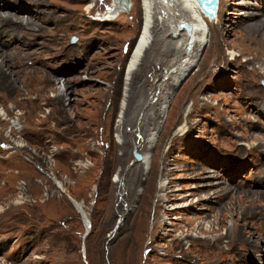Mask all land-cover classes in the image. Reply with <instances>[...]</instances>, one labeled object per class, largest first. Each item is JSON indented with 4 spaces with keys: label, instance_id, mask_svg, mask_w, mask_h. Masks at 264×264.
Segmentation results:
<instances>
[{
    "label": "rangeland",
    "instance_id": "1",
    "mask_svg": "<svg viewBox=\"0 0 264 264\" xmlns=\"http://www.w3.org/2000/svg\"><path fill=\"white\" fill-rule=\"evenodd\" d=\"M39 1V6L32 0L0 1L4 4L1 12L21 4L36 5L43 11L42 18L35 19L41 30H36L35 24L24 29L32 34L23 37L26 44L21 50L28 53L21 56L26 57L24 62L15 63L10 56L0 58V191H4L0 206L14 214L7 222L17 219L11 227L5 222L0 230V257L8 253L19 258L10 259L9 264H198L195 253L192 257L181 255L178 247L167 252L174 236L191 225L174 223L180 220L179 209L164 214L162 206H157V194L162 191L154 186L170 179L171 188L195 193L187 199L195 202L204 190L223 193V202L231 207L226 205L222 213L226 221L219 233L237 220L245 225L240 221L242 213L263 211L264 102L242 94V73L229 54L237 51L236 47L226 45L229 61L212 68L214 51L208 44L198 58L204 65L197 64L173 90L155 140L157 144L162 136L161 145L147 151L150 163L153 159L157 163L149 195L144 192L148 174L142 170L143 163L136 161L135 150L143 157L147 149L142 141L160 118L154 117L148 130L139 123L146 110L153 115L151 108L156 105L149 93L160 86L164 93L171 88V61L179 54L168 55L164 50L160 54L162 45L151 42L153 46L129 85L130 119L125 128L135 136L131 135L133 144L125 145L126 149L119 111L124 67L142 23L141 0H129L131 6L124 10H114V0ZM249 1L258 2L256 8L263 5L259 0ZM242 3L236 0L239 12H243ZM88 4H92L89 10ZM233 19L226 21L229 39L245 24ZM161 34L154 32V39L165 36ZM73 35L75 40H71ZM20 37L5 36L10 44L3 50L12 54ZM245 57L240 56L242 60ZM30 72L51 74L68 84L74 90L73 98L61 105L47 102L56 94L55 85L49 83L45 92L25 90L20 94L18 88L26 89ZM260 86L264 88V77ZM157 103L156 112L162 102ZM10 105L13 109L8 112ZM23 112L31 113L29 128L23 135L9 134L11 120ZM14 141L26 144L28 150L15 147ZM29 149L40 157L34 159V168L20 164L33 153ZM26 171L33 173L34 187L25 185ZM22 186L25 190L21 192ZM32 214L38 223L34 232L28 230L26 221ZM259 218L245 225L255 235L258 252L237 264H264V239L259 238L258 229V224L264 223V213ZM191 246L189 240L184 241V249Z\"/></svg>",
    "mask_w": 264,
    "mask_h": 264
},
{
    "label": "bare ground",
    "instance_id": "2",
    "mask_svg": "<svg viewBox=\"0 0 264 264\" xmlns=\"http://www.w3.org/2000/svg\"><path fill=\"white\" fill-rule=\"evenodd\" d=\"M16 1L23 3L24 0ZM32 1H34L33 3H35L37 6H39L41 2L39 0ZM125 1L126 0H118V2L123 3ZM241 1L243 2L241 5V9H243V12H239V10L235 7L236 0H218L217 14L213 17H210L201 8L198 0H141L142 23L138 36L127 58L123 73L124 93L119 111L121 117L119 120H122V127L121 124H118V126L122 128L121 131L122 135L124 136L123 146L129 144L132 145L133 139L131 140V135H134L133 132H130V134L125 128V123L130 119L129 115L127 114L129 100L128 98L130 96L129 85L131 84L135 74L140 70L141 65L144 63V57L146 56L147 51L150 50L151 46H153L151 45V42H159L162 45V47L159 49L160 54L164 53L161 52L162 50H164L167 54H170L171 52H177L179 54L176 60L173 59L171 61L172 64L170 68L173 67L171 72L172 74H174L171 88H169V90L164 93V90H162L160 86V89L157 88L155 92L152 91L151 93H149V97L153 94L150 100L151 103L153 102V104L155 103V105L157 106V101H159V104L161 101L162 103L165 102V104L162 105L161 103L160 107L158 108V112H156V106L152 107L151 109L154 111H152L153 115L149 112V110H146L147 112L143 115L139 123L140 126L142 124L144 128L147 125L146 130H148V127L150 126L151 121L154 119V117L159 116L160 118L159 122L156 123L152 128L150 136L147 139L144 138V140L142 141V145L147 149L146 152H144L145 154L143 153V157L141 158H137L135 156L136 161H140L143 163L142 170L146 171V173L148 174L146 177L147 185H145L146 189L144 191L146 194H151L150 187L154 186L152 179L156 178L157 172V163L155 162V159L152 160V164L150 163V156L149 152L147 153V151H149L151 147H159L161 145L160 141L163 138L161 135V138L157 142V144L155 143V140L157 138V133L160 132L162 125L161 123L165 118V115L167 114L166 102H169L173 90L175 91V87L178 86V84L182 81L187 73H189L197 64L202 63V65H204V61L202 59L198 60V58L201 51L205 47H207L208 44L214 51L211 62L209 64V66L212 68L219 62L229 61L227 53L224 51L226 45L232 44L234 47H236L235 49H237V51H230L229 54L230 60L235 62L237 67H239L240 72L242 73L240 76L241 83H239L242 94L251 99L261 100L262 103L264 102V88L260 86V80L264 77V0H259L263 4L262 6H260V8H256L258 2L255 3L249 0ZM129 2L131 5V1ZM36 5H34L35 7L31 6L33 9L29 5L21 4V6H12L11 11H0L1 59L5 60L4 56H10L17 60L15 63L24 62L26 57L22 58L21 56H27L28 53L21 50V46L26 44V41L23 37L25 35H32L24 29H27L35 24V19L39 20V18H42L41 14L43 11L38 10L36 8ZM91 6L92 4H88L87 9L89 10ZM0 9H4V4L1 2ZM124 9L125 8H123V10ZM110 11L111 9L108 12ZM44 14H46V12ZM114 16H116V14ZM231 18H235L233 19V21L237 19L236 23L238 24L243 25V23H245L240 28L239 33L236 34L233 39H229L231 32L230 34L226 32L228 29V24H226V21ZM184 21L190 23L191 29H188L186 26H180V24ZM35 28L36 30H41V26L38 24H35ZM207 30H210V36H208ZM154 32L160 34L161 32H163L165 36L157 37L154 39ZM10 33L18 35L21 34V37L18 38L19 40L15 42L17 43L14 47V49L16 50L13 51L12 54L3 50V47L10 44V42H6L3 38ZM174 36H177L178 39L174 40ZM241 54L246 55L247 57L242 60L240 58ZM170 68H168V70H170ZM211 71H214V69H210L209 72ZM26 78V89L22 86L18 88L19 93L22 95L25 94V90H29L30 92H33L34 90L37 92H45V84L49 83L50 85H55L54 87L56 90V94H53L54 96L52 98L48 97L46 99L48 100L47 102H50L52 104L59 103V105H61V103H64L66 100H68L69 103L73 98H71V94L74 90L71 88V86L66 83H60V81L56 78H53L51 74L49 75L46 73L45 75L38 76L37 73L33 74L32 72H30ZM56 80L59 81L58 83L60 84V86L56 85ZM67 83L70 82L67 81ZM38 84H40L41 86H36ZM35 99L37 100L38 97ZM154 99H156L155 102ZM262 108L264 109V103ZM12 109L13 106L10 105L7 108V111H12ZM30 120L31 113L23 112L21 114H18L17 117H14L13 120H11L12 129L10 130L9 134H12L14 136L16 134L23 135L22 133H24V131L29 128L28 121ZM134 121H136V118ZM139 124H137V126ZM144 128L142 130H144ZM40 133H42L41 135L43 136V132ZM0 134L2 135V132H0ZM134 141L137 145L138 140L136 137H134ZM138 144L141 145V141H139ZM14 145L15 147H20L21 149L28 150L27 145L23 144L21 141H14ZM33 149L29 150L32 151ZM32 152V154H28L27 159L22 158L20 160L21 165H26L29 168H34V159L40 157L36 152ZM127 154L128 153L125 152L124 157ZM116 159L124 160L123 158ZM260 169L262 172V177H264V166H262ZM26 176L28 179L25 185H32V187H34L33 173L30 171H26ZM206 177L207 176L201 177V179L204 180ZM170 181V179L169 181L163 180L158 185L155 184L154 187L164 192V194H162V192L157 194V206H162L164 214H169L172 209L181 210L180 216H177V218H179L180 220L174 223H177L178 225H191V227L187 229V231H179L174 236L172 245H167V252L173 253L176 250V247H178L180 249L179 252L181 253V255H191L192 257L193 253H195V261H197L198 264H237L236 262L238 260H243V262H245L249 256L253 257L257 254L258 250L256 248L257 242L254 239L255 235L247 231L245 225L249 226L252 221L260 220L259 215L264 213V202L262 205L263 211L260 212L254 209L249 213L247 212L248 214L242 213L240 215V221H243L245 225L239 223L237 220L234 221L230 226L226 227L225 231L219 233L220 225L226 221L225 218H223L222 213L224 210H226V205L229 208L231 207L228 202H223V193H210L208 190H204L205 192L203 194H200L201 198H199L197 202H195L196 200L187 201V199H189V197L191 195H194L195 193L192 192V194L191 192H179V188H171V184H169ZM202 187H206V183H203ZM262 187L263 189H261L260 191L264 195V180L262 181ZM20 189L21 192L25 190L24 186H22ZM3 194L4 191H0L1 200ZM178 198L184 199L185 201H177ZM13 202H15L16 204L21 203L19 201ZM171 203L175 204L172 205ZM231 211L233 212L234 209L232 208ZM189 213H192V215H190ZM13 215L14 214L12 212H6L5 209L0 206V230L7 223L11 227V224H13V222L17 219H14L11 222H7V220L9 218H13ZM248 217L249 219H247ZM26 221L28 222V230L30 232H34L36 229V225L38 224L36 215H30L28 218H26ZM258 229L260 232L259 238L263 240L264 223L258 224ZM186 240H189V242H191L192 244V246L188 250L183 248L184 241ZM10 259L11 261L19 260L17 256L6 253L3 257H0V264H9Z\"/></svg>",
    "mask_w": 264,
    "mask_h": 264
},
{
    "label": "water",
    "instance_id": "3",
    "mask_svg": "<svg viewBox=\"0 0 264 264\" xmlns=\"http://www.w3.org/2000/svg\"><path fill=\"white\" fill-rule=\"evenodd\" d=\"M201 8L210 16L213 17L217 14L218 9V0H198ZM130 2L128 0L125 1L123 8L129 9L130 8ZM180 26H186L188 29H191V25L189 22H182ZM77 37L73 35L71 37V40H75ZM135 156L137 158H141L142 154L135 150ZM86 235V234H85Z\"/></svg>",
    "mask_w": 264,
    "mask_h": 264
},
{
    "label": "flooded vegetation",
    "instance_id": "4",
    "mask_svg": "<svg viewBox=\"0 0 264 264\" xmlns=\"http://www.w3.org/2000/svg\"><path fill=\"white\" fill-rule=\"evenodd\" d=\"M124 3L123 2H118V0H114V8L113 9L114 10H116V9L123 10ZM115 4H116V6H115Z\"/></svg>",
    "mask_w": 264,
    "mask_h": 264
}]
</instances>
